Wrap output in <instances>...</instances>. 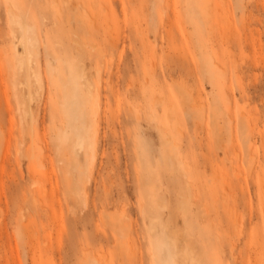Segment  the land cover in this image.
<instances>
[{"label":"rangeland","instance_id":"374dc122","mask_svg":"<svg viewBox=\"0 0 264 264\" xmlns=\"http://www.w3.org/2000/svg\"><path fill=\"white\" fill-rule=\"evenodd\" d=\"M0 264H264V0H0Z\"/></svg>","mask_w":264,"mask_h":264},{"label":"bare ground","instance_id":"6f19581e","mask_svg":"<svg viewBox=\"0 0 264 264\" xmlns=\"http://www.w3.org/2000/svg\"><path fill=\"white\" fill-rule=\"evenodd\" d=\"M7 10H8V12H10V13H12L13 14V16L14 17H16L17 16V14H16V12L13 10V8L10 6V5H8L7 6ZM11 14V15H12ZM22 23H24L23 21H22ZM22 54H23V57L28 61V53H27V50H26V47L25 46H23V50H22ZM247 105V104H246ZM246 105H245V107H246ZM240 113H242V112H240ZM240 116V115H239ZM244 116V115H243ZM249 119V118H248ZM244 121V120H243ZM242 121V122H243ZM251 127V126H250ZM252 128V127H251ZM246 129V128H245ZM250 130V129H249ZM251 131V130H250ZM250 151H248V153H249ZM34 154V153H33ZM247 154V153H246ZM34 156V155H33ZM238 156V155H237ZM247 156L249 157V156H252L253 157V155H249V154H247ZM252 157H249V158H252ZM239 159V158H238ZM246 159H247V157H246ZM253 160V159H252ZM39 161V160H38ZM243 161V160H242ZM246 162V161H245ZM39 163V162H38ZM39 165V164H38ZM40 165H41V163H40ZM39 165V166H40ZM44 165V164H43ZM42 166V165H41ZM247 166V165H246ZM251 171V170H250ZM234 173H236V171L234 172ZM236 175V174H235ZM161 251H162V253H161V255L162 256H164V257H168L167 256V253H166V249L165 248H162L161 249Z\"/></svg>","mask_w":264,"mask_h":264}]
</instances>
